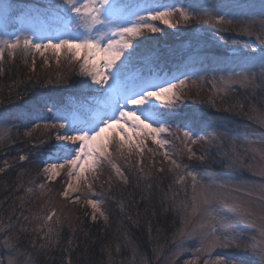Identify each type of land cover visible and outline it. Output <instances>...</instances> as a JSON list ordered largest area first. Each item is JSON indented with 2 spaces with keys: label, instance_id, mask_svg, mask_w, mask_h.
Segmentation results:
<instances>
[{
  "label": "snow or ice",
  "instance_id": "obj_1",
  "mask_svg": "<svg viewBox=\"0 0 264 264\" xmlns=\"http://www.w3.org/2000/svg\"><path fill=\"white\" fill-rule=\"evenodd\" d=\"M189 7L217 10L199 17L184 6L163 0H46L42 7L26 13L30 17L26 30L8 38L0 36V61L4 59L5 50L12 56L17 50L21 55L39 53L44 56L50 53L57 65L63 56L70 64L76 65L79 75L88 78L76 82L81 96L71 106L58 107L40 97L0 111V125H4L0 127V144L13 142V129H25V138L32 137L33 132L41 128L56 129L46 138L28 139L31 147L28 152L18 155L19 164H10L5 159L4 166L0 167V178L9 169H22L17 175L15 191L23 189L24 192L16 196L19 205L15 202L8 204L11 190L0 202V248L3 249L0 256L6 257L0 259V264H41L37 257L60 245V234L67 221L61 219L57 208L50 207L55 196L69 200L70 193L85 188L86 195L80 192L75 200L85 199L91 208L92 221L99 216L107 223L108 216L103 209L105 198L93 188L99 179V171L107 166L123 184L130 183L129 176L113 158L112 145L115 143L120 156L124 155L125 148L129 155L138 154L137 163H128L127 168L138 173L136 186L139 187V181L145 178L143 154L149 138L164 150L163 160L170 161L167 172L173 174L172 182L167 190H162L161 196V204L168 206L164 211L174 214L175 230L170 237L171 244L175 245L173 255L178 257L187 252L199 259L196 254H201L205 257L204 264H264V131L258 134V139H249L250 133L253 136L257 133L245 124V138L241 143L238 128L207 125L192 116L173 132L168 118L175 115L180 100L176 89L178 85L186 86L187 73L182 74L183 78L173 75L171 79L164 78L157 83L151 68L150 74L145 75L137 67L141 60L150 62V58L141 53L145 43L141 38L146 32H161L160 24L169 28L181 22L187 26L193 21L213 27L238 24L239 34L254 38L259 47L249 44L243 48H227L229 42L223 40L227 55L220 62L235 65L232 74L223 82L226 90L232 84L250 89L251 95L246 96V100L251 101L260 95V104L250 103L248 111L242 101L233 107L238 109L236 115L264 129V0H260L258 6L237 2ZM89 93L93 94L91 100ZM18 99L23 97L18 96ZM101 99L103 105L98 103ZM209 127L212 131L210 138L206 139ZM110 132L116 136H110ZM134 135L144 138L134 139ZM170 136L181 140L182 150L189 160L195 158L202 164L207 161L211 151L197 155L191 147L197 143L207 144L216 149L217 162L222 166L233 171L247 170L253 176H259L260 183L242 185L244 196L232 197L222 176L209 172L201 174L194 167L174 159L175 153L167 147L171 144ZM150 159L155 165V160ZM29 165L36 168V174L44 178L43 182L30 180L27 186L21 182L20 178ZM64 169H68L63 181L65 187L57 192L51 184ZM157 171L163 174L166 169L160 167ZM144 187L146 190L152 188L150 179ZM36 196L45 198L38 213L24 204L25 197L31 205ZM121 210H124L123 205ZM245 229L252 231L245 232ZM32 233L40 242L30 237L29 251L22 248L20 242ZM189 241H195V253H191ZM67 244L69 247L64 251L68 257L64 264H72L70 254L78 245L72 239ZM217 249L237 251L233 257H227ZM113 250L119 255L121 245L117 243L102 249L107 253L105 264H123V261L114 260ZM136 251L132 249L133 260ZM161 251L153 248L157 258ZM249 252L252 255H247ZM195 259L188 260L187 264H195ZM141 264H148V261L142 257Z\"/></svg>",
  "mask_w": 264,
  "mask_h": 264
},
{
  "label": "rangeland",
  "instance_id": "obj_2",
  "mask_svg": "<svg viewBox=\"0 0 264 264\" xmlns=\"http://www.w3.org/2000/svg\"><path fill=\"white\" fill-rule=\"evenodd\" d=\"M237 2L238 3H244V4H255L258 6L260 3V0H194L193 5H196V4H216V5H219L221 3L231 4V3H237ZM174 3H176L177 6H183L180 4V3H182L180 0L174 1ZM19 5H21V4H15L14 2H12L10 0H0V36L8 38L13 33L20 32L22 29L26 30L29 27V19H30V17H28L26 15V13L30 9L42 7L39 5L35 6L33 4H27V3H25V4L22 3V6H19ZM189 5H192V3ZM189 5L188 6L186 5L185 8L189 9V11L192 12L193 15L196 14L195 16H199V17H204L206 12L211 13V12H214L217 10V9H213V8H194V7H189ZM229 18H231V17H229ZM199 24H202V23H198V25ZM208 25L213 27L210 24H208ZM159 26L160 27L163 26L164 29H167V33L163 32V31H161L159 33H147L146 32L144 34V36L141 38L145 41V43L141 47V53L145 57L150 58L153 56V58L154 57L157 58L159 56H156V55H159L158 53L160 51L167 53L168 51L172 50L174 43L169 44V43H167V41L164 40L165 42L163 43L162 48L158 49L157 48L158 41H162L163 39H166L165 38L166 34L169 37H175L178 40L180 38V34L178 33V31H179L178 29L186 27L182 22L176 24V26L172 27V28H169V27L162 25V24H160ZM205 26H207V24ZM237 27H238L237 28L238 31H240V25L237 24ZM218 28H219V26L213 27L212 29L213 30L216 29L219 31ZM216 30L214 33H211V35L214 38L220 37L219 36L220 34H218L216 32ZM202 33H203L202 31H198L199 36H203ZM158 34H161V35H158ZM242 36L244 37L245 35H242ZM204 37L208 40L209 43H211L212 47H218V46L223 44L220 39L216 40V39L208 36L205 33H204L203 38ZM245 37L248 38V43H246V44L253 45L254 47H259V45L254 40V38H251L248 36H245ZM175 38H173L172 40H175ZM191 41L192 42H188V44L185 45L186 48L184 49L185 51L189 50L190 54L191 53L194 54L195 49L199 45H200V48H202V47L206 48V46H204V43H202V42L200 43V41H196V40H195V42H194V40H191ZM237 44H239V43L236 42L235 45H237ZM223 47H224V45H223ZM236 47H238V46H236ZM238 48H243V47L239 46ZM175 49H174V51H175ZM224 49H226V48H224ZM192 51H194V52H192ZM203 56H204L203 61L202 62L200 61L201 62L200 64L198 63L199 62L198 60L195 61L194 58H192V57L184 58V60L182 62V63H184V68H181L180 70H179V68L175 67V65L171 64V62L169 61L171 59L170 56H165L164 57L165 61H161V62L156 61L153 58H150V62H145L144 60H141L137 63V67L145 75L149 72L150 68L152 70L158 64L159 67H161V68H159V69L155 68L156 72H154L152 74L154 79H155V82H157V83L161 82L162 79H164V78L171 79L173 77V75L181 76V78H183L182 74L187 73L186 86H179L178 85V87L176 89L177 93L180 95V100L177 102V108L175 109V115L168 118L169 123L171 125V129L173 132H175L178 128H181L184 125V123L189 120L190 117L198 114V110L201 109V106H203V104H201L202 99L206 98L208 100H211V102L214 101V104H212L211 106L213 108H219L218 107V101H217V100H219V98H222V97H223V99L228 98V96H230V94H233V93L234 94H242L243 93V95L245 97L251 95L250 89L242 88V87H240L239 84H232L226 90V86H225L223 80L227 79L232 74L231 69L233 67H235L234 64H226V63L220 62V61H223V59L226 57V54H220V55L216 54L215 55L214 53L209 51V53H205V54H203ZM16 57H21V58H25V59H27L28 57H31L32 59H34V57H38L44 63L43 64L44 70L48 71L49 69H51V70L53 69L50 65L51 62L49 61L48 53H45L44 56H41L39 53H29L27 55H21L20 51L17 50L15 55L12 56L8 50H5L3 61L4 60L11 61V60H14ZM199 57H202V56H199ZM213 57H215L216 60H214ZM212 60L214 62H212ZM3 61H0V66H3ZM65 61H67V60L65 59ZM205 61H207V62H205ZM216 61L219 62L220 65H216V63H215ZM7 64L11 65V63H7ZM196 65H199V66L196 68L195 67ZM208 67H210V68H208ZM55 69L60 71L59 66L55 67ZM236 70L239 71L240 69L236 68ZM72 71H73V69H71L70 71L68 70V72H72ZM74 71H76V70H74ZM77 71H78V69H77ZM78 76H79V78H81V80L88 79V78L83 77L79 74H78ZM221 78H223V79H221ZM193 81H195V83ZM197 81H198V83H197ZM95 87L96 86L93 85V88H95ZM70 89L71 88H68V90H67V92L69 93V96L75 98V91L71 92ZM89 99L90 100L93 99V94H92V97H90ZM56 101L59 102V100H56ZM245 101H246L245 109H248L250 106V103H256L257 105H259L261 102V97L259 94H257V96L253 100H251V101L245 100ZM52 102L55 103V100H53ZM157 103H160V102L157 101ZM58 107H60V106H58ZM195 109L197 110V112H194ZM165 111H167V110H165ZM236 111H238V110L234 109L233 112H236ZM232 115L236 118V121H234V123L230 124L229 128L230 129L231 128H238L239 129V132H240L239 140L241 143H243L244 138H245L244 137V133H245L244 125L245 124H247L250 129H255V131L257 133L256 136H253L250 133L248 136L249 139H258V134L261 131H264V129H262L258 124H255V123L248 121L245 117L238 116L236 114H232ZM3 126L4 125H0V127H3ZM8 126L11 127V124H9ZM153 126H155V125H153ZM55 131H56V129L45 130V129L41 128V129H38L35 132H33L32 137L43 139V138H46L49 134H54ZM109 135L110 136H116V133L110 132ZM13 136H14V134L12 133V137ZM143 138L144 137H136L134 135V139H143ZM168 139L171 141V144L168 145L167 147L170 149L171 152L175 153V155L173 156L174 159H178V160L182 161L183 164H187L191 167H194L195 170L197 172H200L201 174H203L205 172H209V173H213V174L218 175V176H222L224 178L226 184H227V192L234 198H242L244 196V188L242 187V185H250L253 183L259 184L260 183V177L259 176H253L247 170H244L243 172L233 171L231 169H228V168L222 166L220 163H218L216 154H213V152L216 151V149L214 147H212L214 150L213 151L211 150L212 155H211V158H209L210 159L209 162H208V160L204 162V163H207L208 166H205L204 164H202L199 160H197L195 158H193L191 160H189L187 158L186 154L182 150L181 140L176 139L175 136H170V137H168ZM49 143H52V141L50 140ZM146 143H147V148L145 149V152L143 154V160H144L143 168H144V172H145V178L141 179L139 181L140 185H145L149 179L151 180L156 175L157 176L161 175L162 173L157 171V169H159L160 167H164L166 169L165 173H168V174H166L167 175L166 178L168 179L169 182H172L171 177L173 174L167 172V169L170 167V161L163 160L162 153L164 150L159 149L158 146L152 142L151 138L147 139ZM11 144H9V145L0 144V151L2 153V154H0V161L2 162V165L0 164V167L4 166L3 161L5 159H7L10 164H15L14 162L16 160V157H18V155L21 154L19 152H14L11 149ZM150 144H153L156 147V148H153L151 152L148 151V149H150V147H149ZM202 145L203 144H201V143H197L195 145H191V147H192L193 151L196 152L197 155H199L200 153L206 151V150H204L205 147ZM205 145H207V144H205ZM3 150H6V152ZM112 152H113V158L115 159L116 163L120 164V166L122 165L121 167L124 169L125 174L128 175L129 178H134L135 180H137L138 173L135 170L128 169L127 163L131 162V164L135 165L137 163V160L139 159L138 154L133 152L131 155H129L127 148H125L124 155L120 156L117 154L115 143L112 145ZM12 154L16 155L15 158H13ZM150 156L155 157V158H153L155 160V165L152 164V160L149 158ZM11 158H13V159H11ZM24 163H26V162H24ZM67 171H68V169H64L61 172V176L52 182L51 187L55 191L59 192L65 187L63 181H64L65 174L67 173ZM165 173H163V174H165ZM155 178H157V177H155ZM30 179L24 180V178H23V179H21V182L25 186H27V184L29 182L28 180H30ZM43 181H44V178L40 176V179H37V181H34V182L40 183ZM117 185H125V184H123L119 178L115 177V174L111 168H108L107 166H105L103 169H101L99 171V179H97L95 181V183L93 184V188L96 192L103 193V197L105 198L104 204H103V209L105 208V204L110 205L109 204L110 202H111V205L115 204L114 205L115 207L121 208L122 204L120 202H117L116 201L117 199H115V197L113 196L114 193L118 192L116 190H113L114 189L113 187H116ZM128 185L129 184H127V186ZM16 187H17V185H16ZM80 192H84L86 195V189L85 188L82 187ZM80 192L70 193L71 199H69V200H64L60 196H55L53 198V204L50 206V207H55L58 209V215H60L62 220L66 218L67 222L64 223L63 229L64 228L67 229V227H68V230H70V231L74 230L73 233L75 231H79L78 230L79 224H82L86 220H87L89 225L99 224V223H101V221L103 224L105 223V221L102 218H100L99 216H98L96 221H92V219H91V208L85 203L84 198H81L79 201L75 200V197L79 196ZM18 193H19L18 195H23L24 194L23 189H21ZM145 194H147V196H150L151 198H154L155 192H150L149 190L145 189ZM254 195H256V193H254ZM3 196L4 195L0 196V202H2ZM94 198L99 199L100 197H94ZM34 199H35V202L32 203L31 205H29L28 198L25 197L24 204H25L26 208L31 207L32 212L38 213L41 209V206L44 204L45 198H41L39 196H36ZM13 202H15L17 205H19V203H20V201L16 200V197L12 194L11 196H9L8 204H12ZM152 209H154V208H152ZM167 212H168V214L171 215V218L174 220V214L171 211H167ZM68 222H70L71 227H69ZM5 223H7L6 220H5ZM28 227L30 228V227H32V225H28ZM173 228L175 230V225H173ZM250 231H252V230L251 229H245V232H250ZM172 232H171V234H172ZM125 236L126 237H124V239L122 238L123 243L125 244V246L123 248L124 250H122V248H121L119 255H117L114 251V260L115 261H123V264H141V258L142 257L148 261V264H187L188 260H194L195 259V257L192 254L187 253V252L181 254L178 257H175L173 255V249L175 248V245L171 244L170 238H169V240L167 238H164V237H162L160 239L159 238L160 236L158 235V233L151 235V242L149 240L148 247L146 249H144L143 251L141 248H139V246H137L135 243H133V241L130 239V235L127 234L126 232H125ZM30 237L36 238L37 243L40 242L39 239L35 236V234L32 233V234H30V236L26 235L24 237V239L21 240L20 245H22L25 248L27 246L29 247L28 239ZM151 243H152V245H151ZM119 244L122 245V243H119ZM188 244L190 246L191 253H195V246H194L195 241H189ZM154 247L162 249V251L159 253V258H157V254L153 252ZM133 248H135L137 250L135 260H133V256H132V249ZM236 251H237L236 249H217V252H222L227 257H233V254ZM0 252H3L2 248H0ZM196 255L199 256V259H195V264H204L205 257L201 254H196ZM213 255H215V253H213ZM247 255H252V254L249 252ZM0 259H6V257L0 256ZM39 260H40L41 264H45L47 262V260L44 257L39 258Z\"/></svg>",
  "mask_w": 264,
  "mask_h": 264
},
{
  "label": "trees",
  "instance_id": "obj_3",
  "mask_svg": "<svg viewBox=\"0 0 264 264\" xmlns=\"http://www.w3.org/2000/svg\"><path fill=\"white\" fill-rule=\"evenodd\" d=\"M10 1L14 2L15 4H21L19 6H22V3L43 6L46 3V0ZM174 1L179 0H163V2L166 3H174ZM180 1L182 2L180 4L184 7L191 3L193 5L194 2V0ZM198 23L202 24L198 25ZM206 24L207 23L193 21L185 28L178 29V33L180 34V38L178 40L177 38L169 37L166 34V39H163V42L158 41L157 48H162L163 43L167 41L169 44L174 43L172 50L168 51L167 53L160 51L158 53L159 55H156L159 57L153 58L152 56L150 58L161 62L165 61V56H170L171 59L169 61L171 64L175 65V67L179 68L180 70L181 68H184V63L182 62L186 57H192L195 61L198 60V63L200 64L204 58L203 54L209 53V51L215 55H227L226 49H224L225 46L223 47V44L218 47H212L211 43H209L205 37L203 38L204 33L214 38L211 33H214L216 30H213V27L209 26L208 24L205 26ZM224 28L228 30H222ZM237 28V24L219 26V31L216 30V32L220 34V37H215L214 39H220L221 42L223 40H227L229 42L227 48L236 46L244 47L245 45H248L246 44L248 43V38L239 34ZM161 29L163 32L167 33V29H164L163 26H161ZM198 31H202L203 36H199ZM173 38H175V40H172ZM191 40H194V42L196 40L200 41V43H204L206 48H200L199 45L195 49V52L192 51L195 55L192 53L190 54L189 50L185 51L184 49L186 48L185 45L188 44V42H192ZM233 41H235V44L236 42L239 44L234 45ZM48 55L49 61L51 62L50 65L53 68L52 70L49 69L48 71L43 69L44 63L38 57H34V59L31 57H28L27 59L16 57L11 61H3V66H0V111H4L5 109H13L18 104H23L24 101H32L40 97L47 99L49 104L54 103L52 101L55 100V104H58L57 106H71L73 102H78L81 93L77 91L78 87L76 82L81 81V78L78 76L77 67L74 64H70L69 62L65 61L63 56H61L60 63L57 65L55 58L50 53H48ZM213 58L216 60L215 57ZM212 62L214 61L212 60ZM7 63H11V65ZM215 63L216 65H220V63L217 61ZM57 66H59L60 71L55 69ZM198 66L199 65H196L195 67L197 68ZM155 68L159 69L161 67H159L157 64ZM155 68L152 69L151 74L156 72ZM71 69H73V71L68 72V70L70 71ZM149 74L150 72H148L146 75ZM68 88H71V92L75 91V98L69 96V93L67 92ZM88 95L89 98L92 97L91 93ZM18 96H22L23 99H18ZM56 100H59V102ZM245 100L246 99L243 93H233L230 94L228 98H219V100H217L219 108H213L211 105L214 104V101L211 102V100L205 98L202 99L201 104H203V106H201V109L198 110V114L195 113V116L205 122L207 125H227L229 127L230 124L236 121V118L232 115L235 114V112H233L235 109L233 106L239 101H242L246 106ZM98 103L103 105L104 101L101 99ZM226 109H233V111H227ZM44 111L47 113L46 108ZM245 111H248V109H245ZM194 112H197V110L195 109ZM23 131H25L23 128L13 129L14 136L12 137L13 142L11 144V149L14 152H28L31 145L28 144L27 140L36 139V137L25 138L23 136ZM207 131L209 135L205 138L209 139L212 128L209 127ZM201 134L204 135V133ZM202 146L206 148H204V150H214L208 145L203 144ZM149 147L150 149L156 148L153 144H150ZM3 151L6 152V150ZM0 154H2L1 151ZM213 154H216V151H214ZM12 156L15 158L16 155L12 154ZM209 160L210 159H208V162ZM14 163H20L18 157H16ZM0 164L2 165L1 161ZM203 164L208 166L207 163ZM21 170L22 169L20 168L9 169V171L4 174L2 178H0V196L5 195L9 190H11L15 197L18 196L19 193L16 192L15 189L17 185V175ZM166 174L168 173L158 176L156 175L155 177L157 178L154 177L151 179L152 188L149 191L155 192L154 198H151L145 194L144 185L137 187V180L134 178H129L130 183H128V186L125 184L113 187V190L118 191L114 193L113 196L115 199H117V202H120L123 205V211L121 208L115 207V204L111 205V202L109 203L110 205L105 204L104 210L108 216L107 223L103 224L101 221L99 224L89 225L86 220L82 224H79V231H75L74 233L73 231L68 230V227L67 229L64 228L60 234V245L58 247L54 246L53 250L49 251L46 255H42L37 258L39 259L44 257L47 260L45 264H64L65 259L68 257V253H66L64 249L69 247L67 241L72 239L75 245H78V247H75L70 254L72 264H105L107 253L102 251V249H105L106 246L112 247L117 243H122L121 248L124 250L123 248L125 244L123 243L122 238L124 239V237H126L125 232L130 235V239L133 241V243L139 246L142 251L148 247L149 240L151 242V235L158 233L160 239L164 237L169 240L171 237V232L174 230L173 219L171 218V215L168 214V212L164 211V208H166L167 205L161 204L162 190H167L168 185L171 183L166 178ZM23 178L24 180L31 178V181H37V179H40V176L36 174V168L32 165H29L25 175L20 179ZM130 201H135V203H130ZM20 246L25 248L22 245ZM26 248L31 251L28 246Z\"/></svg>",
  "mask_w": 264,
  "mask_h": 264
}]
</instances>
